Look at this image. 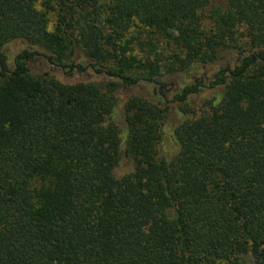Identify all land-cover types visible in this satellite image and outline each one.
<instances>
[{
  "label": "trees",
  "instance_id": "1",
  "mask_svg": "<svg viewBox=\"0 0 264 264\" xmlns=\"http://www.w3.org/2000/svg\"><path fill=\"white\" fill-rule=\"evenodd\" d=\"M0 264H264V0H0Z\"/></svg>",
  "mask_w": 264,
  "mask_h": 264
},
{
  "label": "rangeland",
  "instance_id": "2",
  "mask_svg": "<svg viewBox=\"0 0 264 264\" xmlns=\"http://www.w3.org/2000/svg\"><path fill=\"white\" fill-rule=\"evenodd\" d=\"M50 21L53 23L54 17L53 15H50ZM228 52H224L223 55L225 57L229 56L230 53L226 54ZM83 61L82 59H80ZM220 66V63H208V64H194L190 68L186 70H182L177 73L173 74H165L161 80H164L167 82V88L170 90V94H168V98L171 97L172 93L180 89L182 86L185 84H188L194 78L198 77H204L205 79H209L213 73L218 69ZM48 68L47 66H45ZM58 72V71H57ZM60 76V78L63 81H74V80H83V81H90L98 85L101 89L105 88L106 83L108 82V78L104 74H98L95 73L94 71H88V73L78 76L74 75L72 77H68L66 75H62L61 73L57 74ZM156 85L154 84H149L146 82H141L138 86L134 88H130L128 93H125L122 90H118V97L123 98L127 94H136L142 98L151 100V101H156L159 100V96L156 93ZM212 93V92H211ZM211 93H205L204 96H210L212 95ZM204 96H195L193 97V100L189 102L187 105L185 104H178L176 102L170 103L168 105V110H167V119L165 121V124L163 126V135H162V141L160 142V145L157 146V149L159 152L163 155L167 156H172L177 152L178 145L173 137V131L175 126L179 123V119L182 117L184 119V115L182 111L184 108H190L192 111L195 113L198 112V108H200L202 101L204 100ZM161 102L163 100L160 99ZM189 109V110H190ZM191 115L187 114V116ZM127 169V166H124ZM123 167V168H124Z\"/></svg>",
  "mask_w": 264,
  "mask_h": 264
}]
</instances>
